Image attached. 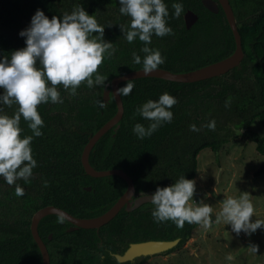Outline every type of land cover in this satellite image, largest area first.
I'll list each match as a JSON object with an SVG mask.
<instances>
[{"label": "trees", "instance_id": "16d2710c", "mask_svg": "<svg viewBox=\"0 0 264 264\" xmlns=\"http://www.w3.org/2000/svg\"><path fill=\"white\" fill-rule=\"evenodd\" d=\"M106 1L115 0H76L74 3L66 0H0V62L5 57L10 60L12 52L26 47L27 38L22 37L20 33L31 26L32 17L37 10H42L49 19L55 16L62 20L65 13L71 14L75 8L82 6L91 16H103L100 23L105 28L103 39L113 43L115 49L113 55L105 58L99 74L109 80L114 75L123 73L128 67L120 62L117 51L119 30L116 20H111V14L103 15ZM166 1L169 3V16L166 19L173 34L164 37L153 35L151 44L147 45L161 52L165 61L162 66L174 71H188L214 62L233 51L235 42L223 14L211 15L209 22L197 23L190 32L185 30L182 14L179 18L175 17L172 4L181 3L184 10L186 5L198 10L197 1ZM231 2L239 21L242 22L240 32L246 52V70L239 73L235 71L236 73L223 82L208 80L204 83L176 84L153 78L131 80L134 88L130 95L123 96L127 112L122 130L114 146L107 141L105 151L109 155L102 166L123 168L135 179L139 187L154 190L169 187L181 176L186 179L193 178L197 174L198 153L206 147L219 150L225 142L235 136L233 126L245 129L246 135L257 142L259 152L264 155V136L251 130L252 122L256 118L264 125V0ZM115 29L117 32H114ZM190 36L193 37L191 40ZM179 42L187 44L181 53L175 50V45ZM140 55L142 58L145 56L143 52ZM39 66L38 61L37 67ZM243 72L246 75H243ZM127 82H124L121 88L126 86ZM165 89L174 93L173 96L177 98L175 113L181 114V117H173L170 123H163L150 137L140 139L133 131L134 126L139 123L147 128L151 121L137 114L136 110L147 101L158 98L160 92ZM58 91L63 103L53 104L49 101L38 108L44 121V127L41 129L43 135L33 136L31 144L37 166L27 182L16 181L25 194L17 196L16 184L8 185L3 177H0V264H41L39 256H35V250L25 258L22 253V242L25 239L21 238L24 229H29L31 215L40 207L56 204L75 214H81L93 205L92 200L84 195L78 175H74L72 171L73 167L78 169L81 165L83 142L81 137H75L58 124L61 113H71L72 109L67 99V91L63 86H59ZM3 94L4 90L0 88V96ZM226 101L230 106H225ZM88 108L86 105L79 109L81 117ZM0 109H3L0 114L13 116L18 106L14 103L12 107H8L0 102ZM213 121L214 130L207 126ZM192 125L198 130H191ZM20 127L23 130L22 137L33 135L28 122L23 118ZM102 152L103 150H100L98 155ZM95 156L92 154V158ZM96 160L99 161L98 156ZM36 175V180H33ZM256 175H264V160ZM25 184L29 187L25 188ZM125 186V182L118 179L115 189L107 188L104 191L101 202L114 199L124 191ZM133 217L140 220V237L164 235L152 231V226L157 227L158 223L146 213ZM52 220L53 218H47L41 223L42 234L48 233L52 228H61L54 225ZM105 229L109 237L122 235L116 220ZM72 236L79 240L87 237L92 239V232L80 230L55 234L54 239L49 242L52 264H87L83 258H72ZM104 263L122 264L113 258H107Z\"/></svg>", "mask_w": 264, "mask_h": 264}, {"label": "clouds", "instance_id": "9594fccd", "mask_svg": "<svg viewBox=\"0 0 264 264\" xmlns=\"http://www.w3.org/2000/svg\"><path fill=\"white\" fill-rule=\"evenodd\" d=\"M121 14L130 17V28L124 32L129 43L137 37L144 43L141 51L145 54L143 61L140 55L133 52V62L143 64L145 74H151L163 64L161 52L147 45L151 44L152 36L164 37L173 34L168 26L169 10L164 0H119ZM174 15L179 18L184 11L181 3H173ZM105 28L94 16L89 15L81 7L75 8L71 14L65 13L63 19H49L42 10H37L32 17L31 26L21 31L26 37V47L11 53L10 60L5 57L0 62V88L4 94L0 102L8 107L15 103L18 110L13 116L0 114V177L8 185L16 184L17 180L28 181L37 166L33 158L31 144L33 136L43 135L41 129L44 121L38 108L41 104L63 103L59 86L65 90L71 89L76 95L82 84L89 88L104 85L105 77L99 74L106 57L114 54L113 43L105 42ZM99 33V35H94ZM39 61V67L37 62ZM134 88L130 80L126 86L118 89V94L128 96ZM175 97L167 92L158 101L149 100L136 112L144 119L151 121L146 128L137 123L133 131L140 138L150 137L163 123H170L173 113L170 109L177 103ZM101 107L107 105L100 102ZM226 107L230 106L226 101ZM3 109H0V113ZM21 118L28 122L33 135L22 137ZM214 130L215 122L207 125ZM191 130L197 131L195 125ZM47 186V183H45ZM196 191L195 181L181 176L173 186L157 188L151 194V202L155 206L153 218L158 222L172 221L182 229L185 223L198 224L203 228L212 226V206L201 201L190 203ZM15 194L23 196L24 189L16 184ZM255 208L248 193L237 197L228 196L221 204V210L216 214L215 223L231 225L237 235L244 232L248 235L264 226V220L256 219ZM64 217H60L63 222ZM250 252L257 253L258 245L248 247ZM226 259L233 260L229 254Z\"/></svg>", "mask_w": 264, "mask_h": 264}, {"label": "flooded vegetation", "instance_id": "af4514ba", "mask_svg": "<svg viewBox=\"0 0 264 264\" xmlns=\"http://www.w3.org/2000/svg\"><path fill=\"white\" fill-rule=\"evenodd\" d=\"M196 1H197L198 10H195V9L188 7L186 5L185 10L182 13L183 24H184L185 30L191 32V30L194 28V26L197 23L204 24L205 22H209L211 20V15L215 16L218 14H223V16H224V18L228 24V27L231 31V34L233 35L235 47L231 53H229L228 55H226V56H224V57H222V58H220L214 62L220 61V60L227 58L228 56L232 55L234 53V51L236 50V40H235L233 29L230 25V22L228 20L227 14L224 10V7H223L221 1L220 0H212L215 2V5H216L215 9L216 10L211 9L206 4V2H205L206 0H196ZM229 1H230L232 8H233L234 13H235L237 27H238V30L240 32V25L242 24V22L239 21L231 0H229ZM164 2L167 6H169V3L166 0H164ZM189 11L193 12L197 16L195 21L192 23L191 26H188V22H187V13ZM105 14L113 15L111 20L112 21L114 19L116 20V25H117L118 30H119V35H118L119 40L117 41V45L119 46V48L117 49V51H119L120 62L123 63L125 66H127L128 69L126 71H124L123 73H119V74L114 75L109 80H105L104 85L94 84L93 87L89 88L87 86V84H82L77 89L76 95L71 94V89L66 90L67 91V94H66L67 99L69 100L70 106L72 107L71 113L62 112L61 117H58V124L63 129H66L69 132H71L75 137H81V141L83 142V148H82L81 157H80L81 165L79 166L78 169L73 167L72 171H73L74 175H76V174L78 175V180H79V183H80L82 189L84 190V195L88 196L89 199L92 200L93 205L91 207L87 208L81 214H75V213L65 209L64 207H61V206L56 205V204H48V205H44V206L39 208V209H41L43 207L53 205V206H56L60 209L67 211L69 214L73 215L74 217L81 218V219H92V218H95V217L105 213L107 210H109L116 203V201H118V199L126 192V190L128 188V183H127L126 179L119 174L111 173V174H107V175H92V174L88 173L85 166L83 165L82 156H83V151H84L86 145L90 142V139L92 137H94V134L97 133L99 130H101L108 123H110L119 111V107H118V103H117L116 98L113 95H111L110 98H106V96H105V88H106L107 84L109 82H111L112 79L115 77L124 76L128 73L135 72L138 70H143V64L142 63L141 64H135L133 62V55H132L133 52H135L138 55H140V53H142L141 49L143 48V42H141L138 37L132 43H129L126 40V37L124 36V32H123L122 28L125 30V32L127 30H129V28H130V17H127V16L121 14L119 0L106 1L105 2V9L103 11V15H105ZM93 16L96 18V20L99 24L103 21V18H102L103 16H100V17H97L96 15H93ZM105 16H107V15H105ZM114 32H117V30L115 29ZM104 34H105V32H104ZM240 34H241V32H240ZM94 35H99V33H94ZM241 37H242V34H241ZM181 38H182V36L180 35V39ZM192 38L193 37L190 36L189 39L191 40ZM111 42H113V41H111ZM179 43H177L178 45L177 44L175 45V50L178 51L179 53H181L184 51L185 46L187 44H186V42H183L180 44ZM242 45H243V40H242ZM243 49H244V46H243ZM244 52H245V50H244ZM140 57H141V61H143V58L141 55H140ZM245 57H246V52H245V55L241 61L240 66L231 68L226 73H224L223 75H220V76L210 77V78H206V79H202V80H198V81H193V82L165 79V78L156 77V76H143V77H137V78L128 79L126 81H122L120 83V88L124 82L134 80V79H139V78H153L155 80H160L163 82H174L176 84H188V83H196V82L197 83L198 82L204 83L208 80H212V82H223V80L230 77V75H232L235 71L237 73H239L240 71H243L244 69L246 70L245 67L247 65H246ZM214 62H211V63H214ZM208 64H210V63H208ZM208 64H205V65H208ZM205 65H203V66H205ZM203 66H200V67H203ZM200 67H198V68H200ZM159 68L171 71L173 73H183V72H188V71L194 70V69H191L188 71H174V70H171V69L164 67L162 65H160ZM195 69H197V68H195ZM243 75H246V73L243 72ZM161 86H159V87H161ZM165 92H167L171 96H173V94H174L172 92H169L167 89H165V90L161 91L158 98H154L153 101H158L159 97L162 94H164ZM121 98H122V102H123V113H122L121 120L118 123L110 126L104 132V134L96 141L95 145L93 146V148L90 152V163L97 171H105V170H112V169L124 170L121 167H115V166L104 167V166H102L107 161V158L109 155V154L107 155V153L105 151L107 141H110L111 145H113V144L115 145V143L118 140V137L120 135V132L122 130V127H123V120L126 117L127 110H126L125 100H124L122 95H121ZM176 100H177V98H176ZM100 102L105 103L107 106L101 107ZM177 104H178V102L170 109V111L173 113V117L179 118V117H181V114L175 113V106ZM86 105H88L89 108L87 111H85L83 113V116L81 117L82 114H79V109L81 107H85ZM233 130L235 132V136L231 137L229 140L237 137V135L240 134V132H242V134L246 135L245 129H240V128H236L233 126ZM246 136L250 139V137L248 135H246ZM206 148H211V147H206ZM206 148H204V149H206ZM204 149H202V150H204ZM100 150H103V152L101 153V155H98V153H100ZM219 150H213V151L217 152ZM200 152L197 155V161H198V157H199ZM92 154H93V156H95V155L96 156L94 158H92ZM97 156H98L99 161L96 160ZM198 168H199V162H198ZM125 172L133 179V183L135 185L136 193L133 196V200L138 198V197H141L143 195L155 193L156 190H154L152 188L137 186L135 179L127 171H125ZM197 173H198V169H197ZM37 175H40V173H37ZM37 175L34 176L33 180L34 179L36 180ZM196 175L193 178H191L190 180H193L196 177ZM118 179H121L122 181L125 182L126 186H125L124 191L110 201L101 202L104 191L107 188H114L115 189L116 188V181ZM18 181L21 182L23 180L21 179ZM174 184L175 183L171 184L170 186H173ZM24 186H25V188L29 187L28 184H25ZM154 207L155 206L152 204L151 201L143 202L138 207H136L132 210H128L124 206L110 220L101 224L99 227L80 226V227L74 228V229H71V227L74 224L70 220L65 218L64 216H62L60 214H55V213L48 214L40 220L39 225H38V232H39V236L41 237L42 241L47 246V249L49 251L51 264H52V256H51V252L49 249V242L54 239L55 234L61 233V232H63V233H74V232H77L80 230L91 231L92 232V239L90 237H87V238H84L82 240H79L78 238H75L72 236L70 239V247L73 248V250H72L73 255L70 253L72 258H76V257L77 258H83L87 264H105L104 262L107 260V258H113L116 260L117 263L136 264L135 261H124V262L119 261L117 258V254L123 253L131 244H134V243L145 242V241H150V240H162V241H171V242H174V244L176 243V246H174V248H171L167 252H164V255H171L177 249H179L180 247H182L183 245L188 243L193 238V236H192L193 231L197 226L196 224H189L186 222L184 227L182 229H180L172 221L171 222L167 221V222L158 223L153 218V215H152ZM39 209H37L31 215V219H30L31 222H30L29 229H24V234L21 236V238L25 239V241L22 242V253L25 256V258H28V256H30L33 253V251L35 250L37 252V255H35V256H39L40 262H41V264H43V256H42L40 246H39L38 242L35 240L33 232H32L33 216ZM122 212H124V213H122ZM141 213H146L151 219H154V221H156L158 223L157 227L152 226L153 232L155 231L158 233H164V235H157L155 237L148 236L147 238L140 237L138 235V231H139L138 223L140 220H139V218L136 219L133 216L139 215ZM60 217H64L63 222H60ZM47 218H53V220H52L53 224L57 225L61 228L58 230L56 228H52L48 233L42 234L40 231V225ZM114 220H116V223L118 225V230L122 234L120 237H117L114 235L109 237L108 231H107V229H105L106 226L108 224L113 223ZM148 221H149V218H148ZM51 226H53V225H51ZM103 230H105L104 234H103ZM77 249H79V250H77ZM157 254H160V253H157ZM150 256L146 257L141 262H138V264H145L149 259L154 257L152 255H150Z\"/></svg>", "mask_w": 264, "mask_h": 264}, {"label": "rangeland", "instance_id": "374dc122", "mask_svg": "<svg viewBox=\"0 0 264 264\" xmlns=\"http://www.w3.org/2000/svg\"><path fill=\"white\" fill-rule=\"evenodd\" d=\"M251 129L264 136V125L259 119L253 121ZM263 160L257 142L242 132L217 152L211 148L202 150L198 173L193 179L196 191L190 203L203 201L212 206V226L203 228L196 224L188 243L171 255H152L145 264H264V226L251 235L244 232L237 235L231 225L215 223L222 201L228 196L238 198L245 192L255 208L252 221L264 220V175H256ZM252 245H258L257 253L249 251ZM229 254L234 257L231 261L226 259Z\"/></svg>", "mask_w": 264, "mask_h": 264}, {"label": "water", "instance_id": "95a60500", "mask_svg": "<svg viewBox=\"0 0 264 264\" xmlns=\"http://www.w3.org/2000/svg\"><path fill=\"white\" fill-rule=\"evenodd\" d=\"M220 1L227 14L228 20L233 29L235 40H236V50L234 51L232 55L220 61L210 63L203 67H200V68L188 71V72H183V73H173L171 71L161 69V68H158L151 74H145L143 70H138L135 72L128 73L124 76L115 77L112 79L111 82L107 84L105 88V96L106 98H110L111 95H113L116 98L119 111L110 123L104 126L97 133H95L94 137L90 139V142L86 145L83 151L82 162L87 172L92 175H107V174L115 173V174H119L123 176L128 183V188L126 192L118 199V201H116V203L109 210H107L105 213L95 218H92V219H81V218L74 217L73 215L69 214L67 211L60 209L53 205H49V206L39 209L33 216L32 232H33L35 240L38 242L40 246L42 256H43V264H51L47 246L42 241L41 237L39 236V232H38L39 222L44 216L48 214H53V213L60 214L64 216L65 218H67L68 220H70L74 224L71 227V229L78 228L80 226L99 227L101 224L110 220L124 206L128 210H132L138 207L143 202L151 201V194L143 195L133 200V196L136 193L133 179L122 169L97 171L90 163V152L93 146L95 145L96 141L104 134V132L110 126L118 123L121 120L122 113H123V102H122L121 95L118 94V89H120V83L122 81H126L128 79L137 78V77H143V76H156V77H161L165 79L193 82V81H198V80H202V79H206L210 77L223 75L231 68L240 66L241 61L245 55V52H244L243 45H242V37L237 27L235 13L233 11V8L229 0H220ZM205 2L211 9L216 8L214 1L206 0ZM196 17L197 16L191 11L187 13L188 26L192 25ZM174 246H176V243L174 244V242L162 241V240H150V241H145V242L134 243V244H131L123 253H118L117 258L121 262L135 261V263L138 264V262H141L146 257L157 254V253L167 252L171 248H174Z\"/></svg>", "mask_w": 264, "mask_h": 264}]
</instances>
